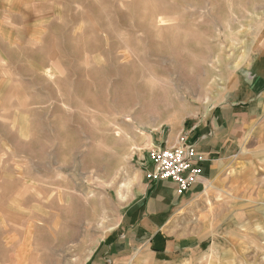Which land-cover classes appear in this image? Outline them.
I'll return each instance as SVG.
<instances>
[{
	"label": "rangeland",
	"instance_id": "374dc122",
	"mask_svg": "<svg viewBox=\"0 0 264 264\" xmlns=\"http://www.w3.org/2000/svg\"><path fill=\"white\" fill-rule=\"evenodd\" d=\"M263 34L264 0H0V264H264V120L242 187L162 227L195 248L129 232L148 151L201 133Z\"/></svg>",
	"mask_w": 264,
	"mask_h": 264
},
{
	"label": "crops",
	"instance_id": "0c3cea01",
	"mask_svg": "<svg viewBox=\"0 0 264 264\" xmlns=\"http://www.w3.org/2000/svg\"><path fill=\"white\" fill-rule=\"evenodd\" d=\"M228 87L224 100L203 121L201 133L187 131L190 142L194 143L198 156L202 158V174L197 183L188 192L177 195L176 186L171 181L150 182L154 183L153 195L146 200L142 197V215L138 222L129 226V232L137 229V235L145 233L150 239L154 237L151 241L163 254L169 250L182 254L196 246L187 237L169 239L171 235L162 233L171 213L187 205L193 196L205 194L209 187L208 195L217 196L220 189L228 185L225 182L232 174L234 186L242 187V180L239 182L238 179L242 177L244 164L251 159L243 152V147L248 144L250 127L264 120V34L254 60L237 69ZM180 135L181 132L166 145H176ZM141 192L138 196L144 195L145 189Z\"/></svg>",
	"mask_w": 264,
	"mask_h": 264
},
{
	"label": "built area",
	"instance_id": "2783aa9c",
	"mask_svg": "<svg viewBox=\"0 0 264 264\" xmlns=\"http://www.w3.org/2000/svg\"><path fill=\"white\" fill-rule=\"evenodd\" d=\"M147 159L152 165L147 179L150 182L171 181L176 186L177 195L188 192L202 174V158L187 134L181 133L174 146L149 150Z\"/></svg>",
	"mask_w": 264,
	"mask_h": 264
}]
</instances>
